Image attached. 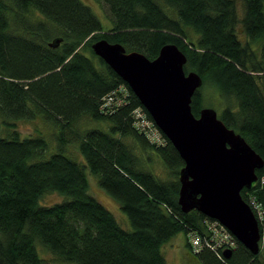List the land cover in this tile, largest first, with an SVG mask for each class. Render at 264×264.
<instances>
[{
    "label": "trees",
    "instance_id": "16d2710c",
    "mask_svg": "<svg viewBox=\"0 0 264 264\" xmlns=\"http://www.w3.org/2000/svg\"><path fill=\"white\" fill-rule=\"evenodd\" d=\"M97 1L107 8L106 30L81 0H0V264H46L39 247L64 264H167L161 248L178 234L198 264H264L261 242L255 256L235 238L228 259L207 248L192 252L189 233L208 237L212 220L180 210L183 161L159 130L162 145L136 129L135 110L153 123L150 116L91 50L103 39L154 60L164 45H175L187 59L185 73L199 74L218 97V118L264 161V0H243L242 16L236 0ZM56 38L61 44L50 48ZM119 86L128 93L124 103L102 110ZM203 108L198 90L191 111L197 118ZM36 118L53 141L20 133L17 122ZM86 169L131 231L88 194ZM256 175L241 197L264 211V165ZM48 193L62 200L41 204Z\"/></svg>",
    "mask_w": 264,
    "mask_h": 264
},
{
    "label": "water",
    "instance_id": "95a60500",
    "mask_svg": "<svg viewBox=\"0 0 264 264\" xmlns=\"http://www.w3.org/2000/svg\"><path fill=\"white\" fill-rule=\"evenodd\" d=\"M61 42L56 38L48 46L57 48ZM91 50L129 87L183 161L178 174L181 212L196 211L218 222L258 255V224L241 191L256 183V170L264 161L241 135L224 125L214 109L206 107L197 118L193 115L192 97L203 80L194 71L185 73V55L168 44L149 60L103 39L91 44ZM231 254L222 252L224 259Z\"/></svg>",
    "mask_w": 264,
    "mask_h": 264
},
{
    "label": "rangeland",
    "instance_id": "374dc122",
    "mask_svg": "<svg viewBox=\"0 0 264 264\" xmlns=\"http://www.w3.org/2000/svg\"><path fill=\"white\" fill-rule=\"evenodd\" d=\"M81 2L89 7L92 12L96 15L98 20L100 21L102 25V29L106 30L110 27L111 23L109 20L107 8L97 0H81ZM238 13L240 16L243 15V0H236ZM106 33V31H104ZM239 39L243 45H245L247 38L244 35V33H239ZM251 47L254 49L256 48V45L253 44ZM208 87L203 86L199 89L200 95H202L204 99V107L212 108L216 111L217 116L220 117L222 108L219 104V99L217 96L212 94V91H206ZM17 127L20 130V133L24 136L27 135H35L37 132H41L42 134L46 135L49 138V141H53V135H52V129L44 124L39 118H36L32 121H20L17 122ZM53 143H50V145ZM52 147V145L50 146ZM68 153L73 157L72 159L80 164H84L83 158L77 153V149L69 145L68 147ZM51 151L53 150L50 148ZM66 156H69L66 154ZM69 156V157H71ZM159 164L155 165V172L159 171ZM85 174L87 177L89 190L88 194L93 197L95 200H97L100 204H102L115 218L119 226L125 230V231H131V225L125 216V214L121 211L118 203L113 200L110 196H108L99 186L98 184V178L92 174L86 169ZM157 176L161 178H165L160 174H156ZM62 200V197L60 195L54 194V193H48L44 195L41 199V204L43 205H51L57 202H60ZM38 254L40 258H43L46 262V264H64V263H58L54 261V257L39 247V250L37 249ZM40 252V253H39ZM161 253L163 257L166 260L167 264H198L196 260L191 256L189 253L186 245H185V237L183 234H178L175 237H173L169 242L164 244L161 248Z\"/></svg>",
    "mask_w": 264,
    "mask_h": 264
},
{
    "label": "built area",
    "instance_id": "2783aa9c",
    "mask_svg": "<svg viewBox=\"0 0 264 264\" xmlns=\"http://www.w3.org/2000/svg\"><path fill=\"white\" fill-rule=\"evenodd\" d=\"M127 94L125 87L119 86L103 98L101 109L112 111L113 108L119 107L124 103ZM134 119L136 120L135 127L139 132L143 133L151 143L162 145L163 139L160 132L140 109L134 111ZM262 183H264V180H262ZM247 205L257 221L259 232L261 230L259 243L264 244V211L254 200H250ZM205 225L209 234L208 237L202 239L194 233H189L188 235V241L193 253H198L202 248H207L214 252L235 249L236 242L234 237L218 222L207 221Z\"/></svg>",
    "mask_w": 264,
    "mask_h": 264
}]
</instances>
